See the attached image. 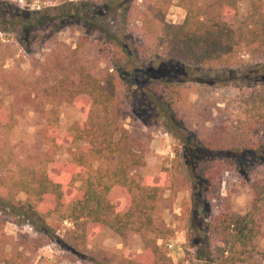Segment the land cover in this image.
<instances>
[{"label": "trees", "instance_id": "16d2710c", "mask_svg": "<svg viewBox=\"0 0 264 264\" xmlns=\"http://www.w3.org/2000/svg\"><path fill=\"white\" fill-rule=\"evenodd\" d=\"M171 1H64L23 10L0 0V34L17 33L22 48H29L34 29L62 18L97 25L109 49L108 55L97 49L92 29L71 46L49 35L51 48L35 64L40 73L28 81L5 66L10 45L0 36V211L23 212L40 234L38 247L57 243L48 264H86L84 247L104 229L142 240L140 252L116 255L114 264H173L159 243L173 235L160 212L164 192L176 189L189 194L188 233L203 229V241L192 244L194 258L206 264L264 260V140L255 134L264 127V0H246L243 14L240 0H182L180 23L166 20ZM117 62L133 77L125 90L115 81ZM171 65L186 77L233 87L242 117L233 126L188 122L177 105L182 74ZM133 91H142L141 104L131 100ZM62 102L81 107L84 117L59 131ZM127 106L142 124L177 140L157 174L138 171L147 140L124 127ZM29 107L43 122L30 145L17 147L9 133ZM62 151L66 156L59 158ZM228 170H239L250 192L244 212L228 202L216 207L215 191ZM63 222L68 226L59 234ZM26 252L8 250L0 233V264H32Z\"/></svg>", "mask_w": 264, "mask_h": 264}, {"label": "rangeland", "instance_id": "374dc122", "mask_svg": "<svg viewBox=\"0 0 264 264\" xmlns=\"http://www.w3.org/2000/svg\"><path fill=\"white\" fill-rule=\"evenodd\" d=\"M5 1V0H3ZM12 1L15 5L23 10L37 9L42 6L54 7L59 6L64 1H91V0H6ZM240 13H245L248 8L246 0L239 1ZM54 13V12H53ZM185 16V10L182 6V0H172L167 11L166 20L172 23H180ZM76 20V19H75ZM101 23L111 25V21ZM92 29V35L98 36L96 40L97 49L102 51L109 50L106 38L100 33L97 25H80L77 21H67L62 18L59 21L41 25L34 29L30 36L29 48H22L19 44L18 35L0 36L5 43L10 45V55L6 59V67L14 68L19 73V77H24L28 81H34L36 75L40 73L36 69L38 62H41L49 52L51 45L49 44V35H53L67 46L75 43L80 35H87ZM97 31V32H95ZM96 33V34H94ZM9 37V38H5ZM111 55V50L109 51ZM108 55V53H107ZM106 55V56H107ZM37 61V62H34ZM115 65V64H114ZM101 66L106 68L107 64L102 62ZM114 69L116 75L115 81L121 89L125 90L132 79V75L123 63L117 62ZM170 69L180 71L182 75L176 80L181 84L178 97V108L182 115L184 114L188 122L195 127L216 123L218 125L233 126L235 122L242 117V107L238 101L236 91L228 85H212L211 83H203L197 79L186 77L181 69L175 65L169 66ZM168 73V71H167ZM31 84V83H30ZM32 85V84H31ZM140 90V89H139ZM5 93V92H4ZM6 101V98H4ZM131 100L137 105L142 103V91H133ZM59 113V131H63L67 125L75 120H82L84 112L81 107L62 102L57 106ZM139 113L130 112L129 107L122 114V123L124 127L131 131H137L138 134L147 140V150L145 154V165L140 167L138 171L146 174H157L160 171L162 163L167 157L173 156L174 147L177 140L161 127L145 126L142 120L138 118ZM42 119L33 112L32 108H26L24 113L17 118L14 127L11 129L9 136L11 141L17 146H28L33 141V136L38 127L41 126ZM255 134L260 140H264V127L256 129ZM66 153L62 151L58 157H65ZM220 198L216 201V207L228 202L232 209L244 212L247 202L250 199V192L244 184L240 182L239 170L225 171L215 191ZM25 196L21 194L20 200H24ZM188 198L189 194L184 189H176L174 191L166 190L162 201V209L160 216L162 220L173 230L172 238L161 241L166 251L172 258L173 264L178 261H184V264H206L201 260L194 258L193 241H203L199 238L203 229L192 230L188 233ZM23 211V210H21ZM203 214L197 217L198 225L202 222ZM204 219V218H203ZM68 226L67 222H63L57 233L62 234L64 228ZM0 233L4 235L6 248L24 249L31 256L32 264H48L50 258L57 251V243L55 241L39 246L35 240L39 237L31 226L29 218L19 210L13 214L0 211ZM170 240L173 247L169 248L166 242ZM264 246V240L260 242ZM142 249V240L138 234H131L126 239L120 238L110 229H104L99 232L92 242L84 247V250L90 258L86 264H114L116 255H124L128 253H137ZM246 264V263H243ZM258 264H264V260L258 261Z\"/></svg>", "mask_w": 264, "mask_h": 264}, {"label": "built area", "instance_id": "2783aa9c", "mask_svg": "<svg viewBox=\"0 0 264 264\" xmlns=\"http://www.w3.org/2000/svg\"><path fill=\"white\" fill-rule=\"evenodd\" d=\"M166 245H167L169 248H172V247H173L172 242H168Z\"/></svg>", "mask_w": 264, "mask_h": 264}]
</instances>
